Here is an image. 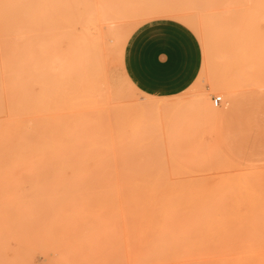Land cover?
<instances>
[{
	"label": "rangeland",
	"instance_id": "rangeland-1",
	"mask_svg": "<svg viewBox=\"0 0 264 264\" xmlns=\"http://www.w3.org/2000/svg\"><path fill=\"white\" fill-rule=\"evenodd\" d=\"M60 1L52 5L57 22L49 31L57 37L36 30L44 42L35 46L36 86L4 94L0 70V264H167L153 261L149 239L155 248L227 251L233 259L247 252L240 264H257L254 252L264 251V166L225 157L216 118L235 92L264 95V0H115L130 15L108 35L109 83L85 39L74 52L73 31L67 37L73 30L67 14L77 0ZM3 17L0 9V59ZM161 20L190 30L203 58L197 79L169 96L140 90L124 66L132 35ZM24 40L25 60L32 42ZM48 78L57 88L43 86ZM221 80L227 88L216 87ZM215 96L223 99L219 107ZM153 101L172 105L147 111L143 124L138 107Z\"/></svg>",
	"mask_w": 264,
	"mask_h": 264
},
{
	"label": "bare ground",
	"instance_id": "bare-ground-1",
	"mask_svg": "<svg viewBox=\"0 0 264 264\" xmlns=\"http://www.w3.org/2000/svg\"><path fill=\"white\" fill-rule=\"evenodd\" d=\"M60 2H61L60 0H58V1H56V0H38V1L37 0H0V9L4 13V17L2 20V24H3L2 27H3V31H4V36L6 37V40H7L5 42L4 47H3V57H2V59H0V67H1L0 70L2 73V89H3L4 94L5 93H13L14 91H18L23 87V85H25V86L28 85L29 87L36 86L35 85L36 81L34 78H36V77L38 78V76H39V72H38L39 67H38L37 58H36V54H35L36 53L35 46H36L37 42L39 41V40L38 41L36 40V30L38 29V27H39V30H41L40 28H42L43 30H46L47 33L42 32L41 35H43V36L46 34L51 35L52 33L50 34L49 31L50 32L55 31V29H53V28L55 27V25H56L55 23L57 22V20L55 19V15L52 13L51 9L53 7L52 6L53 4L57 5L54 8L58 7L59 4H62ZM77 2H78L77 6H74V9H73L74 13L71 11L70 16H69V14H67L69 17V20L72 19V21H73V25H72L73 30H70L69 28H67L66 30L69 29L71 32L68 30V32H70V33H67L65 30L63 34H65V35L69 34V35H67V37L68 36L72 37V35H70V34L73 31V34H74V37H73L74 38L73 39L74 52H75L76 47L79 44L78 41H79L80 37H81V39H80L81 41L83 39H85L84 40V41H86L85 44L87 46H88V44L90 45L91 50H92V54L95 56V59L97 60L96 61L97 70L98 71L101 70L105 73V76L108 78L107 80L109 83V82H111L113 72L111 69L110 60H108V56L110 54V49L108 47V42H107L108 41L107 40L108 35L114 36L115 32L118 31V29H120V24L123 22H126L129 19L128 17L130 15L129 14L130 8L128 6L125 7V3H122L121 1L120 2L115 1V0H90L89 4H84V5H81L79 0H77ZM75 4H76V2H75ZM58 13L61 14L60 12H58ZM158 16H171V15H170V13L167 12V13H158V15L156 17H158ZM175 16H178V15H175ZM154 17H155V15H154ZM203 17H205V15H203L201 18H203ZM208 17L209 16H207V19H208ZM173 18L182 22L184 25H186L190 29H192V30L195 29L193 27V25L191 24V22L186 20L185 18H179V17L178 18L173 17ZM59 20L60 19H58V21ZM208 20H206V21H208ZM211 20L212 19L209 20V23ZM62 21H64V20L62 19L60 23H63ZM206 21L204 20L203 22H206ZM65 23H66V21H65ZM65 23H63V24H65ZM201 23H202V21H200V24ZM203 25H204V23L201 24L202 28L206 27V25H204V27H203ZM64 28H65V26H64ZM56 32H58V30ZM53 36L54 35L52 34L50 37H52V38L57 37V36H55V37H53ZM50 37H48V38H50ZM52 38H50V39H52ZM24 39H26V42H32V46L31 47L27 46V48H26L27 54L26 53H25L26 55L24 54L25 60H24L22 55H23V49L25 50L24 46L26 44L24 46H22L23 49L21 47L22 42L25 41ZM37 39H39V38H37ZM45 39H46V37H45ZM35 41H36V43H34ZM53 41H55V40H53ZM53 41H50V42H53ZM39 42L42 43L43 42L42 39ZM54 43L56 44L57 42H54ZM54 43H51V44L55 45ZM70 44H71V42H70ZM37 45H39V44H37ZM46 46H47V44H46ZM65 47H66V45H65ZM65 47L63 46L62 48H65ZM39 49H41V48H39ZM47 50L51 51L49 49H47ZM44 51H45V47H44ZM67 51H70V50H67ZM24 52H26V51H24ZM53 53H55V52H53ZM53 53H52V55H53ZM42 54H44V52ZM47 55L49 56L48 58H50L51 55L48 54V52H47L46 56ZM54 56H59V55H57V53H56ZM66 56H68V55H66ZM48 58H47V60H48ZM21 60H24L27 63V65L25 67L27 72H29V73H27V75L23 74ZM67 60H70V59L68 58ZM50 62H51V60H50ZM54 62L57 63L55 59H54ZM43 63H44V61H43ZM50 65L51 64L49 63V66ZM54 66L56 67L57 65H54ZM60 70H63V69H60ZM60 70H58V71H60ZM53 71H56V70L53 69ZM53 71H51V73H55ZM67 71H69V73L71 72L70 70H67ZM48 72H50V70ZM60 73L62 74L63 72L60 71ZM45 76H47V75H45ZM59 77H61V75H59ZM61 78H64V76H62ZM127 80L129 82V84L133 87V85H132L133 83L130 81V79L128 77H127ZM43 82H44L43 86L48 88L49 90L57 88L56 86L53 85L52 79L48 78L46 81H43ZM55 82H57V80H55ZM58 84H60V83H58ZM227 85H228L227 81L221 80V81L217 82L216 87L220 86L222 88L223 87L227 88ZM58 89H60V88H58ZM44 90H46V89H44ZM230 94H232V93H230ZM17 101H18V99H17ZM171 105L172 104L167 103V101H166V103L161 102V101H153L152 103L148 104L145 107H138V110L141 111V116H140L141 123L144 124V122L146 121V115L149 113L147 111H150V112H153V110L159 111L163 108L165 109V107L169 108V107H171ZM155 111L153 114L156 113ZM221 111H222V109H221ZM217 113H218V111H217ZM147 123H145V125ZM210 148L212 149L213 147H210ZM126 157L129 158L128 156H126ZM126 162H128V160ZM130 163H132V162H130ZM141 164L143 165V163H141ZM141 164H137V165L139 167H141L142 166ZM138 170L139 169L137 168V171ZM213 234H215V233H213ZM227 235H229V234H227ZM164 236H165V234H164ZM164 236L160 237L161 239L163 238L162 240H164V241H161V243L167 242V240L164 239ZM166 236L168 237V235H166ZM225 236H226V234H225ZM160 238H159V240H160ZM218 239H220V238H218ZM225 239H228V238H225ZM248 239H250V237H248ZM154 240H156V239H154ZM228 240H232V237ZM175 242H177V241L175 240ZM158 243H160V242H158ZM222 243H221V246L223 245ZM227 243H228V241H227ZM231 243H232V241H231ZM228 244H230V242ZM225 245H226V243H225ZM147 246L149 248V251H150V254L152 256L153 261H156L159 258H163L167 261V264H240L243 262V260H246V257H249L248 256L249 253H247V252H237L236 253L237 256L233 259L231 257V255L229 254V252H227V251L226 252L225 251L224 252H218L217 251V253H216V252H212L209 250H183V249H167V248H157V247L155 248L152 246V242L150 239L148 241ZM226 246H229V245H226ZM254 253L257 256V264H264V251L259 250V251H255Z\"/></svg>",
	"mask_w": 264,
	"mask_h": 264
},
{
	"label": "crops",
	"instance_id": "crops-1",
	"mask_svg": "<svg viewBox=\"0 0 264 264\" xmlns=\"http://www.w3.org/2000/svg\"><path fill=\"white\" fill-rule=\"evenodd\" d=\"M202 60L200 45L190 30L179 23L161 20L139 28L132 35L124 66L140 90L169 96L185 90L197 79ZM235 94L224 103L216 118L220 128L217 141L232 162L243 167H262L264 95L259 91Z\"/></svg>",
	"mask_w": 264,
	"mask_h": 264
},
{
	"label": "built area",
	"instance_id": "built-area-1",
	"mask_svg": "<svg viewBox=\"0 0 264 264\" xmlns=\"http://www.w3.org/2000/svg\"><path fill=\"white\" fill-rule=\"evenodd\" d=\"M223 99L221 96H215L212 98L213 106L214 107H219L222 103Z\"/></svg>",
	"mask_w": 264,
	"mask_h": 264
},
{
	"label": "snow or ice",
	"instance_id": "snow-or-ice-1",
	"mask_svg": "<svg viewBox=\"0 0 264 264\" xmlns=\"http://www.w3.org/2000/svg\"><path fill=\"white\" fill-rule=\"evenodd\" d=\"M24 264H28V262H27V261H25V262H24Z\"/></svg>",
	"mask_w": 264,
	"mask_h": 264
}]
</instances>
